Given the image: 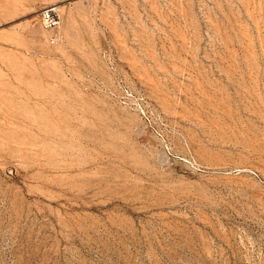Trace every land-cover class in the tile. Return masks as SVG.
<instances>
[{"label":"rangeland","instance_id":"1","mask_svg":"<svg viewBox=\"0 0 264 264\" xmlns=\"http://www.w3.org/2000/svg\"><path fill=\"white\" fill-rule=\"evenodd\" d=\"M0 264H264V0H0Z\"/></svg>","mask_w":264,"mask_h":264},{"label":"built area","instance_id":"2","mask_svg":"<svg viewBox=\"0 0 264 264\" xmlns=\"http://www.w3.org/2000/svg\"><path fill=\"white\" fill-rule=\"evenodd\" d=\"M40 22L45 30L58 28L61 22L59 7L53 5L44 9L40 14Z\"/></svg>","mask_w":264,"mask_h":264},{"label":"bare ground","instance_id":"3","mask_svg":"<svg viewBox=\"0 0 264 264\" xmlns=\"http://www.w3.org/2000/svg\"><path fill=\"white\" fill-rule=\"evenodd\" d=\"M55 6H57V5H55ZM57 7H59V6H57Z\"/></svg>","mask_w":264,"mask_h":264}]
</instances>
